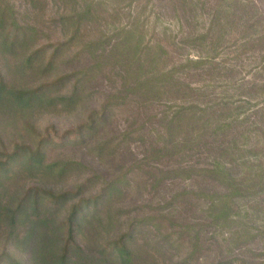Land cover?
Listing matches in <instances>:
<instances>
[{
  "label": "rangeland",
  "instance_id": "rangeland-1",
  "mask_svg": "<svg viewBox=\"0 0 264 264\" xmlns=\"http://www.w3.org/2000/svg\"><path fill=\"white\" fill-rule=\"evenodd\" d=\"M261 38L264 0H0V264H264Z\"/></svg>",
  "mask_w": 264,
  "mask_h": 264
},
{
  "label": "trees",
  "instance_id": "trees-1",
  "mask_svg": "<svg viewBox=\"0 0 264 264\" xmlns=\"http://www.w3.org/2000/svg\"><path fill=\"white\" fill-rule=\"evenodd\" d=\"M260 40H264V38H261ZM36 194V193H34ZM60 197H52V204H56L57 201L59 200ZM85 207V206H84ZM83 208V207H82ZM76 208H73L72 211L67 215V217L65 218L64 222L62 223V226H65V240H64V244H63V248L61 251V256L64 258L67 253L68 250H70L72 247L77 246L76 242H75V230H76V222L78 220V218H80V210L78 212L75 211ZM123 241V237H121L116 244H118L117 246L120 247L119 248H115L116 253L119 255V258L123 257V254L121 252V249L123 248V244L121 243ZM125 246V245H124ZM78 247V246H77ZM126 249V248H123Z\"/></svg>",
  "mask_w": 264,
  "mask_h": 264
}]
</instances>
